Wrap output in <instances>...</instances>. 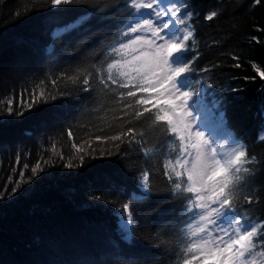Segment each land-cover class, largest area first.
<instances>
[{"label":"snow or ice","instance_id":"6c2138e0","mask_svg":"<svg viewBox=\"0 0 264 264\" xmlns=\"http://www.w3.org/2000/svg\"><path fill=\"white\" fill-rule=\"evenodd\" d=\"M261 3L253 0L255 6ZM48 4L54 9L62 5L83 9L70 22L55 16L48 21L53 41L49 53L56 42L76 34L63 44L60 55L53 57V67L60 68L66 63L63 53H74L75 72L55 75L50 67L40 85L50 80L57 95L45 88L37 93L36 85L31 102L21 100L22 110L14 109L13 100L7 101L8 115L23 118L38 103L49 100L67 99L71 111H76L73 105L82 98L81 108L97 103L99 107L93 111L103 108L113 115L110 123L97 129L94 139L116 148L115 153L101 148L100 162L113 165L124 175L119 160L111 159L123 153L121 145L137 152L145 165L163 156V176L168 184L163 190L167 195L155 206L148 204L154 192L147 167L138 172L132 189H113L110 194L123 197L124 202L113 209L116 238L110 241L105 258L66 264H264V221L252 219L239 195L264 172V160L249 155L248 145L227 119L226 105L215 91L209 92L205 78H211L213 69L205 67L197 73L193 67L200 52L192 20L199 13L190 0H48ZM218 14L212 11L204 19L211 21ZM252 39L258 42L257 37ZM259 75L264 78V71ZM61 83L73 87L60 89ZM67 135L75 152L64 167H83L85 157L96 148L91 140L78 146L70 125ZM260 139L264 142V136ZM58 158L64 159L63 152ZM20 159L18 154L17 162ZM71 159H78L79 165ZM43 171L39 161L26 180L21 170L11 192H0V199L18 194ZM243 200L253 203L251 196ZM93 203L103 206L105 197L98 194ZM106 203L115 205L116 200ZM138 241L157 251H128Z\"/></svg>","mask_w":264,"mask_h":264},{"label":"trees","instance_id":"16d2710c","mask_svg":"<svg viewBox=\"0 0 264 264\" xmlns=\"http://www.w3.org/2000/svg\"><path fill=\"white\" fill-rule=\"evenodd\" d=\"M190 3L199 13L192 20L200 52L193 67L197 73L205 67L213 69L211 78H205L209 92L215 91L226 105L227 119L248 145L249 155L264 160V142L260 139L264 133V78L259 75V71H264V0L259 6L253 0H190ZM82 11L74 5L54 9L48 0H0V192H11L14 181L21 178V170L25 172L23 179L31 176V167L37 161L44 169L24 184L18 194L0 199V264L103 260L111 247L110 241L116 238L113 209L124 202L123 197L110 194L113 189L121 186L132 189L138 172L147 167L152 173L154 192L148 204L155 206L167 195L163 191L168 187L163 176V156L154 157L145 165L137 152L121 145L123 153L111 159L119 160L124 175L113 165L100 162L101 148L114 153L116 148L94 139L97 129L110 123L113 115L103 108L93 111L99 107L97 103L90 102L81 108L82 98L73 105L76 111H71L67 99H58L38 103L23 118L7 113L9 99L14 101L15 110H22V99L31 102L36 85H39L35 88L37 93L45 88L51 95H57L50 80L40 85L50 67L55 75L65 70L74 74V53H63L61 58L66 63L60 68L53 67V57L60 55L63 44L76 34L56 42L49 53L48 45L53 41L48 21L55 16L67 23ZM212 11L219 14L206 21L205 15ZM254 36L258 42L252 39ZM237 63L240 67H235ZM72 87L70 83L59 84L60 89ZM69 125L78 146L91 140L96 148V152L85 157L83 167H64L75 152L71 147L73 140L67 135ZM61 152L63 160L58 158ZM71 162L80 163L78 159ZM25 164L29 166L27 169ZM98 194L105 197L100 207L93 203ZM239 195L252 219L264 221V172ZM244 196H251L253 203L248 205ZM109 199L116 200V204H107ZM128 251L141 254L157 249L138 241Z\"/></svg>","mask_w":264,"mask_h":264},{"label":"rangeland","instance_id":"374dc122","mask_svg":"<svg viewBox=\"0 0 264 264\" xmlns=\"http://www.w3.org/2000/svg\"><path fill=\"white\" fill-rule=\"evenodd\" d=\"M261 136H264V133H262Z\"/></svg>","mask_w":264,"mask_h":264}]
</instances>
